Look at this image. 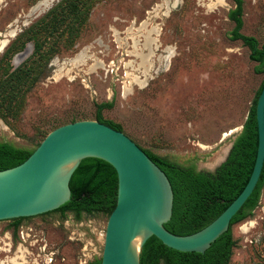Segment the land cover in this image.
<instances>
[{
	"label": "rangeland",
	"instance_id": "374dc122",
	"mask_svg": "<svg viewBox=\"0 0 264 264\" xmlns=\"http://www.w3.org/2000/svg\"><path fill=\"white\" fill-rule=\"evenodd\" d=\"M42 1L0 4V141L32 150L46 132L96 121V106L112 102L103 119L140 148L198 171L224 161L264 79L231 39L233 0H51L31 13ZM241 18L240 32L260 47L264 0H242ZM25 61L26 84L7 95ZM107 218L43 214L16 232L0 221V264L97 261ZM231 233L229 264H264V186Z\"/></svg>",
	"mask_w": 264,
	"mask_h": 264
},
{
	"label": "water",
	"instance_id": "95a60500",
	"mask_svg": "<svg viewBox=\"0 0 264 264\" xmlns=\"http://www.w3.org/2000/svg\"><path fill=\"white\" fill-rule=\"evenodd\" d=\"M255 119L257 150L247 183L217 218L196 233L177 236L164 228L173 205L165 174L123 132L91 120L55 128L24 162L0 171V221L58 209L70 199L69 182L80 161L96 158L117 174L116 205L107 218L100 264H139L141 249L152 236L169 249L202 254L228 230L258 183L264 164V85Z\"/></svg>",
	"mask_w": 264,
	"mask_h": 264
},
{
	"label": "trees",
	"instance_id": "16d2710c",
	"mask_svg": "<svg viewBox=\"0 0 264 264\" xmlns=\"http://www.w3.org/2000/svg\"><path fill=\"white\" fill-rule=\"evenodd\" d=\"M233 1L235 9L228 13L229 20L234 23L231 39L241 41L250 50L249 57L258 64V68H256L258 73L261 71V67H264V45L259 47L256 39L240 32L243 25L241 18L242 0ZM31 56L40 59L38 50H35ZM34 61L35 59H30L29 63L32 64ZM28 72H30V66H28V61H25L17 70L18 76L21 74V77H16L17 81L14 82L16 86L5 85L2 87L3 91L7 95H12L17 89H21L26 84ZM28 85L30 84L28 83ZM263 85L264 79L241 131L234 138L224 161L214 171H198L194 167H184L141 148L165 174L172 189V214L170 220L163 225L169 233L186 236L200 231L217 218L244 188L252 172L256 157L255 106ZM110 107H112V102L98 104L95 120L122 132L120 125L106 121L102 117V111ZM49 132L44 134L43 139ZM35 148L28 150L16 147L9 142L0 141V171L21 164L32 154ZM263 186L264 164L251 196L232 218L228 230L220 235L204 253L178 252L165 247L152 236L141 249L139 264H229L232 249L235 246L231 227L252 216V212L259 203ZM69 188L70 199L58 209L46 214L59 213L64 216L66 213H71L75 220H79L82 215L102 214L108 217L116 205L117 174L108 163L96 158H85L80 161L74 171L69 182ZM24 219L26 218L11 220L13 232L18 230ZM100 262L101 258L85 264H100Z\"/></svg>",
	"mask_w": 264,
	"mask_h": 264
},
{
	"label": "bare ground",
	"instance_id": "6f19581e",
	"mask_svg": "<svg viewBox=\"0 0 264 264\" xmlns=\"http://www.w3.org/2000/svg\"><path fill=\"white\" fill-rule=\"evenodd\" d=\"M4 0H0V4L3 2ZM51 2V0H44V1H42V2H39L35 7H33L32 9H31V13H37L41 8H45V6H47L49 3ZM177 5V4H176ZM5 42V41H4ZM3 43V42H2ZM3 44H5V43H3ZM0 45H1V43H0ZM25 54V53H24ZM23 55V54H22ZM231 132H233V131H231ZM246 227V226H245ZM244 228V227H243ZM245 230H246V228H245ZM14 264H17V263H14Z\"/></svg>",
	"mask_w": 264,
	"mask_h": 264
},
{
	"label": "flooded vegetation",
	"instance_id": "af4514ba",
	"mask_svg": "<svg viewBox=\"0 0 264 264\" xmlns=\"http://www.w3.org/2000/svg\"><path fill=\"white\" fill-rule=\"evenodd\" d=\"M222 163V162H221Z\"/></svg>",
	"mask_w": 264,
	"mask_h": 264
}]
</instances>
